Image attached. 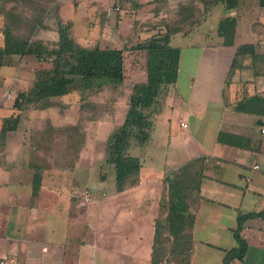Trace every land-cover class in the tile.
Listing matches in <instances>:
<instances>
[{"label": "crops", "instance_id": "obj_1", "mask_svg": "<svg viewBox=\"0 0 264 264\" xmlns=\"http://www.w3.org/2000/svg\"><path fill=\"white\" fill-rule=\"evenodd\" d=\"M174 1L179 0H57L50 9L56 17L48 15L47 26L40 28L37 36L56 41L57 19L69 21L82 44H130L154 32L159 26L153 28V22L172 11ZM193 1L207 13L205 20L187 34L177 32L172 37L178 43L172 44L181 48L180 66L178 78L166 94L173 96L172 106L178 109L180 119L178 128L169 131L179 145L170 163L166 157L159 169L145 165L150 171L142 174L141 161L140 181L121 191L116 190L114 181L107 185V174L92 180L96 163L106 168V152L100 157L95 152L98 131L90 129L97 120L84 121L83 145L72 155L62 126L78 120L80 102H69L68 94L62 97L67 105L61 108L49 100H28L20 110L16 128L0 137V259H7L8 264H156L151 261V252L156 219L162 216L161 203L167 195L164 176L198 157H203L207 168L200 185V206L190 230L191 264L199 259L208 262L212 255L216 257L213 264H220L225 251L236 245L232 229L237 215L264 210V114L235 110L223 98L224 90L228 102L253 92L264 95L263 74L254 78L245 74L248 82L243 86L237 81L227 89L224 86L238 45L254 43L256 51L264 53V6L259 0H236L231 7L224 0ZM250 3L256 12L258 5L259 15L251 22L252 40L241 42L237 37L239 12ZM225 12L236 18L233 43L229 45L216 31ZM210 18L214 23L207 27ZM196 32L198 37L193 35ZM186 39L188 43H184ZM184 48L193 56L183 79L180 67ZM0 67L8 68L0 69L1 125L4 117L18 111L11 107L15 89L26 88L34 71L26 57L17 65ZM240 75L236 73L234 80ZM198 79L202 80L199 85ZM194 92L197 96L192 97ZM196 97L199 101L194 100ZM162 107L160 102L154 115L161 114ZM71 112L72 118L66 120ZM48 124L60 129H56L51 142L34 147L45 138L42 131ZM218 131L232 132L248 141L243 146L230 145L217 139ZM178 156L181 158L174 161ZM33 160L39 162V174L34 173ZM150 172L156 174L151 177ZM36 176L39 186L34 194ZM151 187L158 198H152L155 191L152 195L144 192ZM85 189L89 192L86 198ZM199 233L204 238L198 239ZM241 234L248 243L244 258L228 264H264V215L246 218Z\"/></svg>", "mask_w": 264, "mask_h": 264}, {"label": "trees", "instance_id": "obj_2", "mask_svg": "<svg viewBox=\"0 0 264 264\" xmlns=\"http://www.w3.org/2000/svg\"><path fill=\"white\" fill-rule=\"evenodd\" d=\"M224 2L231 7L236 0ZM259 2L264 6V0ZM57 4V0H0V66L17 65L25 56H32L38 64L28 86L16 90L11 107L18 111L2 119L0 137L16 128L20 110L28 100H49L61 108L67 105L62 97L77 90L80 94L78 120L62 126L68 148L72 155L76 154L83 145L84 121L98 120L105 108V103L88 99L84 92L101 91L107 84H112L114 89L120 87L124 80L123 51H143L146 79L133 82L124 119L113 126L104 159V164L113 166L114 185L117 191H121L140 181L142 163L137 155L129 152V148L132 144L143 145L149 140L158 99L178 78L181 48L172 44V37L177 32L187 34L205 20L207 13L200 11L193 0H179L175 15L161 16L153 22V28L159 27L145 38L118 46L99 42L85 45L76 40L69 21L55 19L56 41H44L37 36L38 30L47 26L48 15L56 17L50 9ZM235 25L236 18L226 12L219 18L216 31L223 37L224 44L233 43ZM236 73L241 75L234 80ZM245 74L252 78L264 75V53L256 51L254 43L237 46L224 78L226 89L234 81L243 86L248 82L244 79ZM228 97L227 90H224V103H230L235 110L264 114V95L261 93L253 92L230 102ZM56 129L60 127L48 124L42 131L45 138L34 147L51 142ZM217 139L236 146H243L248 141L244 136L226 131H218ZM33 162L36 164L34 173L39 174V162ZM206 168L203 157H198L164 176L167 195L161 203L162 216L156 219L151 252L153 263L191 264L190 230L200 206V185ZM38 186L39 178L36 176L34 194ZM256 215L263 216L264 210L237 215L236 226L232 229L236 245L225 251L220 264H228L235 258L243 260L248 243L241 234V228L246 218Z\"/></svg>", "mask_w": 264, "mask_h": 264}, {"label": "rangeland", "instance_id": "obj_3", "mask_svg": "<svg viewBox=\"0 0 264 264\" xmlns=\"http://www.w3.org/2000/svg\"><path fill=\"white\" fill-rule=\"evenodd\" d=\"M173 8L172 11H166L164 13L165 16H173L175 15V9L177 7L178 1L171 3ZM242 10V9H240ZM210 15V14H209ZM259 12H258V5H257V12L254 9V6L250 3V5L245 7V11H240L239 12V17H238V22H239V30L240 33L237 35L239 38V41L241 42H247L251 41L250 39L252 36H254L251 28V22L254 20L256 17H258ZM214 23V19L210 20L207 23V27L211 26ZM100 25V24H99ZM205 27V26H204ZM195 37L198 35L197 32L193 34ZM199 35H201L199 33ZM198 37V36H197ZM177 40V38H176ZM172 41L174 44H178L177 41ZM185 41L184 43H188L189 40H183ZM113 45H120L119 43H112ZM129 44V43H126ZM122 45V44H121ZM193 55L190 54L188 49L184 48L183 56H182V64L180 67V70L182 71L181 78L184 79L185 71L188 68V65L191 61L190 57ZM27 59V62L32 63V70L37 67V61L32 57V56H25ZM121 65H122V72L124 75V80L123 83L120 87L114 89L112 84H107L103 87L101 91H94V92H84V94L87 96L88 99H93L94 101H100L105 103V108L103 109V112L99 119L97 120L96 124L93 125L91 124L90 129L91 132L93 130L98 131L97 133V146L95 148V152L97 153L98 157H100L102 152L107 151V145H108V140H109V134L111 130L113 129L114 125L120 124L125 116L126 113V108H127V100L129 98L130 92H131V87L133 82L135 81H142L146 79V66H145V55L143 51L139 50H131V49H125L123 51V56L121 60ZM199 66V64H198ZM20 67V66H19ZM18 67V68H19ZM23 66H21L20 71L23 70ZM1 69V67H0ZM8 68L3 67L1 70H7ZM19 70V69H18ZM23 72V71H22ZM21 72V73H22ZM202 80H197V84L199 85ZM6 82V81H5ZM9 81L6 83L8 84ZM16 83L19 82L18 78L15 80ZM22 83L19 82V85ZM2 92V89L0 87V94ZM16 92V89H15ZM197 96V94L192 95ZM69 102H74L75 100L80 102V94L77 90L70 92L68 94V98L66 99ZM158 104L163 105L162 113L158 114L156 113L153 116V127H152V135L150 137V140L147 144L144 145H139V144H132L129 148V152L131 154L137 155L139 158H141V161L143 162V168H142V174L144 171H147L149 173V168H145V165H152L154 169H159L161 166V162L164 161L167 157V163L169 164V159L173 155V151H177V147L179 145H176V140L173 139V136H170L169 131L174 130L178 128L179 126V119H180V113L178 112V109L175 107L173 108L172 103L174 102L173 96L169 97L165 92L162 93L158 99ZM194 100L199 101L198 98H194ZM76 105V104H75ZM75 108H73L74 110ZM76 111V109H75ZM172 112L169 114V112ZM72 116V112L66 116V120H70ZM168 117V118H165ZM194 122L192 126H194ZM195 127V126H194ZM88 128V127H87ZM184 148V147H183ZM88 149V148H86ZM173 158V157H172ZM181 157H174V161L179 160ZM96 160V159H95ZM104 163V159H103ZM104 166V165H103ZM93 168V177L91 178L92 180L98 181V178L100 174H107V185H110L111 181H114V168L112 165L107 164L106 168L101 166V162H98L95 164ZM145 168V169H144ZM155 172L151 173L150 176L152 177ZM94 175L96 177H94ZM109 186L106 188L108 189ZM154 188L151 187L150 189H145V193L153 194L154 193ZM154 196V197H153ZM158 198V192L155 191V194L152 195V198ZM198 239L204 238L201 233L197 235ZM213 257L208 260V262H203V260L199 259L196 264H213V262L216 260V257L212 255Z\"/></svg>", "mask_w": 264, "mask_h": 264}, {"label": "built area", "instance_id": "obj_4", "mask_svg": "<svg viewBox=\"0 0 264 264\" xmlns=\"http://www.w3.org/2000/svg\"><path fill=\"white\" fill-rule=\"evenodd\" d=\"M112 7L113 6L108 7V9H107L108 13H110V11L112 10ZM180 124L182 126H187V123L182 122V121H181ZM262 131H264V128L262 129ZM255 167H257V165H255ZM88 194H89L88 189H85L84 192H83V195L85 196V198L88 197ZM0 264H8V260L7 259H0Z\"/></svg>", "mask_w": 264, "mask_h": 264}]
</instances>
